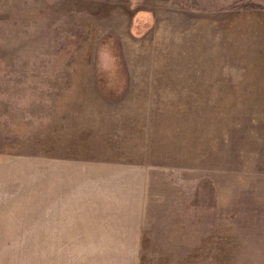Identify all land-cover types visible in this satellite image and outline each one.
<instances>
[{
	"label": "rangeland",
	"instance_id": "obj_1",
	"mask_svg": "<svg viewBox=\"0 0 264 264\" xmlns=\"http://www.w3.org/2000/svg\"><path fill=\"white\" fill-rule=\"evenodd\" d=\"M0 264H264V0H0Z\"/></svg>",
	"mask_w": 264,
	"mask_h": 264
}]
</instances>
